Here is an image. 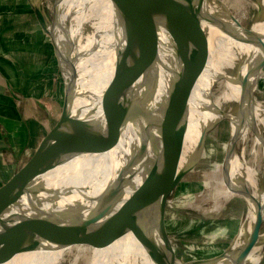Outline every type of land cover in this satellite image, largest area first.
Listing matches in <instances>:
<instances>
[{
	"label": "water",
	"instance_id": "1",
	"mask_svg": "<svg viewBox=\"0 0 264 264\" xmlns=\"http://www.w3.org/2000/svg\"><path fill=\"white\" fill-rule=\"evenodd\" d=\"M27 1L41 36L36 42L38 48L34 54L39 62L34 72L37 78L43 79L44 87L43 92L38 88L33 97L32 117L24 120H30L32 129L25 125V138L15 162L0 182V263L38 249L94 252L101 249L98 241L101 234L117 237L124 230L132 232L154 264H189L202 260L204 257H194L179 263L167 225L162 224L160 243L152 240L147 226L164 217L163 211L166 207L169 210L174 194L197 170L204 150L195 163L187 170L183 167L174 177H164L165 164L153 163L150 182L141 183V190L135 195L139 200L135 218L131 216L133 187L125 188L120 184V171L118 178H111L95 196L76 187L64 190L68 195L78 193L77 199L86 203L92 201L90 206L81 202L63 205L58 187L49 185L46 178L51 170L74 155L98 151L95 145L99 141L90 138L81 141L92 123L139 86L156 78L168 62L185 59L203 44L205 25L212 17L213 0ZM227 13L245 30H250L243 42L258 39L262 54L253 64L263 62L264 34L253 32L252 26L243 25L229 10ZM108 56L111 70L107 82L102 87L95 83L90 86L86 81L90 76L85 75V69L89 68L86 59L90 58L94 64ZM241 62L239 60L233 74L229 75L237 84L241 79ZM52 72L57 77L51 79ZM177 76L178 80H174L184 79ZM254 91L255 87L251 90V99L255 102ZM234 103L238 121L248 127L264 147V124L257 122L252 113L245 112L243 98ZM216 125L213 122L206 133ZM230 141L231 134L227 145ZM173 164V168L176 167V161ZM153 180L158 186L154 195ZM241 197L251 202V207L247 205L239 233L221 251L232 248L230 264H256L264 252V248L258 251L264 243V195L248 190ZM127 220H133L130 226ZM75 221L78 234V230L74 232L71 226H66ZM236 240L238 243L232 246ZM252 254L254 261L249 258Z\"/></svg>",
	"mask_w": 264,
	"mask_h": 264
},
{
	"label": "bare ground",
	"instance_id": "2",
	"mask_svg": "<svg viewBox=\"0 0 264 264\" xmlns=\"http://www.w3.org/2000/svg\"><path fill=\"white\" fill-rule=\"evenodd\" d=\"M212 7L211 21L205 25L204 41L200 47H196L185 59L168 62L156 78L139 86L127 98L99 116L84 132L81 141L84 142L87 138L99 141L95 145L98 151L74 155L47 174L46 182L57 186L60 195H63V205L86 203L85 200L77 199L78 193L68 195L64 194V190L76 187L86 189L95 196L111 178H118L119 171L122 175L119 179L120 184L125 185V188L132 185L135 196L141 190V183L150 182L149 174L153 163L157 166L165 164L164 177L168 178L171 173L181 168L179 159L190 152L198 134L206 133L213 122L218 124L224 119H227L230 125L231 141L228 145L225 144L232 178L222 180L216 175L218 169L215 166L212 194L216 200L217 197H228L232 195L229 189L234 183L243 194L252 189L254 194L261 192L264 195V170L260 172L256 165L247 162L244 148L238 152L236 142L241 138L246 139L251 133L254 143L261 146L263 158L264 147L258 137L238 121L235 108L226 112L219 107V103L213 97V86L219 82L224 87L222 97L225 96L231 101L243 98L245 112L252 113L257 122L264 124L263 109L251 99V90L257 86L256 77L264 68V61L258 65L253 63L261 56L262 50L258 45V39L247 43L242 41L250 35V30L243 27L237 31L235 37L233 35L231 38L229 35L226 41L224 38L227 35L222 32L224 38L223 44L218 47L219 56H209L215 28L224 30L225 27L224 17L218 13L225 11L222 1L218 0L215 7L213 0ZM258 11V18L251 25V30L264 34V0L258 3ZM226 22L228 25V21ZM86 60L89 68L88 71L85 69V75L90 76L86 78L87 83L90 86L95 83L102 87L110 75L109 56L97 60L94 64L90 58ZM239 60L242 61L239 65L241 79L237 84L231 81L229 75L233 74ZM177 75L184 79L176 81ZM174 161L177 164L173 168ZM155 181L153 180L152 184ZM153 186L154 195L158 186L156 183ZM244 200L251 207V202ZM91 202L88 201L85 205L90 206ZM132 205L131 216L135 218L139 206L138 196L133 198ZM250 216L252 218V214ZM162 218L160 217L154 225L150 223L147 226L149 236L157 243L161 241L159 232L163 224ZM132 221L127 220V226L128 224L130 226ZM76 224L75 221L71 225L66 223V226H71L75 232L78 230ZM98 241L101 249L94 252L71 248L38 249L18 254L0 264H59L68 255L74 257L71 264H76L80 257H86L87 264H154L130 230L122 231L117 237L103 233ZM237 243L238 240L234 241L232 246H236ZM231 250L232 248L215 254V257L207 255L202 260L189 264H230ZM249 258L254 261L255 255L252 254Z\"/></svg>",
	"mask_w": 264,
	"mask_h": 264
},
{
	"label": "rangeland",
	"instance_id": "3",
	"mask_svg": "<svg viewBox=\"0 0 264 264\" xmlns=\"http://www.w3.org/2000/svg\"><path fill=\"white\" fill-rule=\"evenodd\" d=\"M220 1H222L224 6L223 10L225 11L222 13L217 12L224 17L225 27L224 30L223 28H215L214 41L209 49V56L211 57L219 56L218 47L223 44V33L227 35L224 38L226 41L229 35V37L233 38V35L235 37V34L237 35L238 33L237 31L243 28L235 19L229 18L227 13L228 10L238 18L243 25L247 26H251L259 15L258 6L256 7V5H258V3L260 4V0ZM217 3L218 0H214L215 7ZM226 21H228L229 26ZM231 32H233L232 35ZM40 37L36 36L35 40H38ZM232 52H234L233 49ZM53 76L57 77V74L52 72L50 78L52 79ZM256 84V90L254 91L255 102L263 109L264 117V68L258 75ZM223 88L221 83L216 82L213 86V97L222 108L226 109V111H232L235 108V103L225 96L222 97ZM229 136L230 125L227 119L219 122L206 134H198L190 152L186 155H182L179 159L181 169L174 171L168 176L174 177L180 170L182 171L185 166V170H187L190 165L200 158L204 150L202 160L198 164L197 170L193 173L192 177L189 178V181L174 194L170 202L169 210L168 207H166L163 211L164 217L162 218V222L164 225H167V231L175 245L177 261L179 263L183 259L205 257L207 255H215L222 252L221 250L234 240L247 214L248 206L245 200L241 199L243 198L241 197L243 193L236 184L232 183L229 189L232 195L228 197H217L216 200L215 196L212 194L214 190V179L212 176L214 175L213 173L216 167L218 169L216 175L220 176L222 180L232 178L228 149L226 147ZM243 148L246 161L256 165L260 172H262L264 170V158L261 153V146L254 143L251 133L248 134L246 139L241 138L237 140V151L240 152L241 150L239 149ZM225 150L227 152L224 161ZM183 173H185V171H183ZM256 179L257 182L260 183L257 177ZM250 190L252 193H255L254 190ZM263 248L264 243L260 246L258 251ZM73 259V255H68L59 264H71ZM76 264H87L86 257H80Z\"/></svg>",
	"mask_w": 264,
	"mask_h": 264
},
{
	"label": "crops",
	"instance_id": "4",
	"mask_svg": "<svg viewBox=\"0 0 264 264\" xmlns=\"http://www.w3.org/2000/svg\"><path fill=\"white\" fill-rule=\"evenodd\" d=\"M39 34L27 0H0V182L15 162L25 125L32 129L24 120L33 115V97L38 88L43 92V79L34 72ZM256 264H264V252Z\"/></svg>",
	"mask_w": 264,
	"mask_h": 264
},
{
	"label": "flooded vegetation",
	"instance_id": "5",
	"mask_svg": "<svg viewBox=\"0 0 264 264\" xmlns=\"http://www.w3.org/2000/svg\"><path fill=\"white\" fill-rule=\"evenodd\" d=\"M242 199V198H241ZM244 200V199H243Z\"/></svg>",
	"mask_w": 264,
	"mask_h": 264
}]
</instances>
